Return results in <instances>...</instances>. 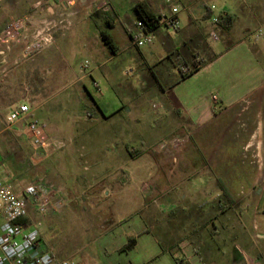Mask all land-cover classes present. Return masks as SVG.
Returning <instances> with one entry per match:
<instances>
[{"label": "crops", "instance_id": "crops-1", "mask_svg": "<svg viewBox=\"0 0 264 264\" xmlns=\"http://www.w3.org/2000/svg\"><path fill=\"white\" fill-rule=\"evenodd\" d=\"M101 1L108 4V10L97 9L98 0H76L67 10L66 20L70 25L64 24L62 27L57 24L59 9L50 0H0V32L14 20L26 22L19 38L10 42L9 48L0 45V89L16 97V106L21 103L30 105L33 117L44 121L45 129L48 124V129H61L58 125L64 121L73 126L77 123L83 125V129H72V135H67L66 138L73 141L68 149L51 151L42 160L40 169H43L48 180L63 187V195L68 203L61 213L35 216L43 223L39 241L32 252H49L54 256L66 253L73 257L75 264H177V256L182 264H244L243 254H250L252 247L257 252L254 257L256 262L264 264V207L254 222L220 223L224 214L232 210L247 213L248 208L241 203L237 207L230 203L222 186L233 198L239 195H235V190L230 187L235 189L233 185L236 183L241 186L242 182L252 180L247 170L246 154L242 151L254 145L256 151L260 150L259 140L264 139L260 137L264 136V38L257 41L250 38L255 29L264 27V0L236 1V12H231V15H235V22L239 20L238 10L242 16L246 15L240 37L219 51L209 45L211 55L216 57L171 89L158 86L163 99V106L158 105L162 109L160 123L157 125V122L149 120L148 129H131L133 124L137 126L141 121L146 122L144 116L131 120L132 107L142 108L143 111L139 113L144 114V95L122 100L118 108L115 103L112 107L104 103L100 85L106 83L113 88L119 78L117 69H107V65L131 48V59L140 68L149 66L151 69L153 56L161 55L165 59L183 42L174 41L169 31L159 29L154 40L159 43V47L152 46L147 55L141 50L144 46L138 48L132 44V35L138 22L134 8L136 4L143 3L157 16L164 10L163 5H159L157 0ZM38 2H42V8L37 5ZM174 2L182 8L180 26L173 31L174 34L183 30V13L187 15L184 28L195 27L200 30L199 23L195 22L199 16L195 12L202 15L204 7H215L210 0H203L202 3L200 0ZM216 16L205 21L209 20V25L214 27L213 18ZM129 19L131 31L126 28L125 32L131 43L120 50L112 31L115 21L121 23ZM83 21L91 24L89 29H80L83 58L77 67L67 56L68 32ZM248 30L251 32L245 36ZM36 31L42 37L52 36L53 42L39 52L27 54L26 49L32 43ZM102 32L110 36L113 52L103 41ZM86 59L91 61L92 66L82 75L80 67ZM166 75L167 80L175 77L172 72ZM87 79L98 93V96L90 98L91 105L81 107L73 101L71 94H67L59 100L58 108L56 103L52 107L48 106L58 87H67L66 90L81 86L87 92ZM134 99L143 100L142 104L131 107L129 102ZM105 108L111 110L106 113ZM120 122L125 129H111ZM52 125L57 126L53 128ZM92 125L94 127L90 129ZM198 129H207V133L195 140ZM248 129H254L250 136L247 134ZM19 137L30 145L23 136ZM134 139L140 141L141 148H131ZM75 140L80 145V159L70 160V152L77 151ZM93 141L98 146L93 147ZM163 141L167 143L166 146H159ZM210 141L212 148L199 156L195 152L197 144L207 145ZM224 142L223 154H218L216 147ZM235 150H238L239 160L233 159ZM54 155H58V158L52 165L59 174L51 173L48 164ZM239 162L242 169L237 167ZM198 165L211 167L209 182L214 189L217 188L212 198L218 197L219 203L212 205L215 215L209 224L215 235H222L223 246L221 250L213 244L205 245L206 251H209L205 258L196 247L192 234V237H180L176 241L170 234L169 225L155 226L158 230L155 232L140 214L151 213L148 209L150 206L145 205L144 200L154 195L152 192L143 194L135 191L138 183L157 187L161 202L169 198L165 201L166 205H160L159 213H170L174 205L179 203L177 198H192L188 191L183 195H172V192L195 178ZM66 172H69L72 181L69 188L60 181ZM0 176L5 181L20 180V177ZM190 191L194 192L195 186ZM216 220L220 225H217ZM193 224L197 226L198 222L193 221ZM177 226L173 224V228L178 231ZM208 241H213V238ZM131 242L133 248L125 250L127 245L131 246ZM161 246H164V251ZM173 247L177 251L174 256L170 253Z\"/></svg>", "mask_w": 264, "mask_h": 264}, {"label": "rangeland", "instance_id": "rangeland-1", "mask_svg": "<svg viewBox=\"0 0 264 264\" xmlns=\"http://www.w3.org/2000/svg\"><path fill=\"white\" fill-rule=\"evenodd\" d=\"M159 5H163V13L169 12V6L165 5L163 0H157ZM185 1H194V0H185ZM203 0H200V2ZM239 0H210L215 5V9L211 10V19L215 15L219 14H232L235 11L236 3ZM202 3V2H201ZM201 3L198 5L200 6ZM210 5V4H209ZM202 8V7H200ZM209 8V7H208ZM202 15H199L196 11V15L199 17L197 18V21L200 25V30H196L195 27L192 28H184L187 25V15L182 14L181 16V26L183 27V30H181L179 33L174 34L173 31H169V33L173 36L174 41L176 42H186L188 43L189 47L194 49L193 45L195 41H198V45L200 46L199 49L195 50L193 52L194 54V62L203 63V61L208 60L211 56V51L209 49V45L215 50L219 51L224 46H227L233 42H235L239 37L241 33V27L243 25V22L246 18V15L243 14L240 10H238L239 20H237L232 25L230 30H223L220 27L211 26L209 25L210 21L206 22L204 19V14L207 10V8L204 7L202 9ZM200 11V10H199ZM232 12V13H231ZM236 19V18H235ZM191 21V20H189ZM65 24V23H64ZM91 22L83 21L81 24L77 23L74 27L70 29L68 32V39H69V47H68V53L67 56L70 59V62L75 65L79 66V63L81 62L83 58V53L80 49V29H89ZM204 26V27H203ZM82 27V28H81ZM128 28L129 31H131V19L128 20V22L121 23L115 21V27L112 31V35L117 42V45L119 46L120 50H124L127 48V46L130 45L131 41L128 37L127 33L125 32V29ZM65 30V29H64ZM91 30V29H90ZM214 32L217 35L218 41H212V39L209 38L210 32ZM245 36L251 32V30L247 31ZM189 35V37H188ZM200 35V36H199ZM199 36V37H198ZM203 36V37H202ZM196 38H199L196 40ZM204 38V39H203ZM154 45H146L143 48H141L142 51H144L147 55L150 53V48L153 47H159V43L157 41L153 42ZM206 45V46H205ZM207 50V51H206ZM205 52V53H204ZM153 61L151 62V69H149V66H145V68L142 69L140 66H138L132 59H131V48L126 50V52H123L120 54L116 59H114L113 62L107 65V69H117V75L118 78V84H116L113 88H111L109 85L101 84L100 90L101 94L103 96V101L105 104H107L108 107H112L113 103L115 105L121 106L122 100L125 99H133V96H139L144 95L146 99L145 102L142 104L143 100H135L130 101L129 104L134 106L135 104H142L145 105V112L144 114L139 113L140 111H143L142 108L140 109H134L131 108V120L139 119L140 116L147 122L141 121L139 125L136 126V124H133L131 129H148V121H153V123L157 122V125H159L160 120L159 116L162 112V109H159L158 105L163 106V99L160 96L159 88L156 85L155 78L153 79V73H155L158 77H160L162 83L165 82L164 86H168L171 84V82L178 77V69L181 67V64L179 61L176 60L177 68H173L170 70H167L164 64V56L163 58L161 55H155L153 56ZM189 61V59H187ZM172 68V66H169ZM168 68V67H167ZM165 70V71H164ZM160 71L164 76H161ZM164 72V73H163ZM167 72H172L175 77H169L168 80L165 78L167 76ZM86 86L88 89V93L86 91H83L82 87H70L65 90L67 87H58V89H55V94L52 97V100L48 104L49 107H52L54 103H56V108H58L57 104L60 102L59 100L61 97L67 94H71L73 101L78 102V105L81 107H84V105L89 106L91 105L90 98L98 96L96 92V87H93L90 80H86ZM85 92V93H84ZM73 93V94H72ZM16 97L10 96L8 93L2 92L0 89V175L5 174V176L9 177H20V180L17 181V183H13L15 186L16 184L24 185L26 183L31 182L35 179H47V176L44 175L43 169H40L43 162L41 161L38 164H33L30 161V156L32 154L31 146L26 144L18 134L15 132H12L10 130H7L3 124L4 117L6 113L14 108L17 104V101H15ZM137 99V98H136ZM47 106V107H48ZM115 108V107H114ZM58 109H56L57 112ZM82 110V108H81ZM109 110L105 108V112L108 113ZM59 113V112H57ZM141 114V115H140ZM40 123L44 125V121H42L39 117H35ZM56 119V118H55ZM126 121V120H125ZM123 122V121H122ZM133 123V122H131ZM49 125V124H48ZM48 125L46 126V130L48 133L51 134H58L60 136H64L65 138L67 135H72L71 130L72 129H83V125H80V123H77L75 126L70 125L69 122L64 121L60 122L58 127L61 129H48ZM57 125H52L53 128H55ZM136 126V127H135ZM94 125L90 127L92 129ZM158 128V127H157ZM94 129V128H93ZM111 129H125L123 127V124L120 122L119 124H115L114 127ZM158 129H164L163 127H160ZM254 129H248V136L251 135L252 131ZM207 133V129H198V132L195 134V140L201 139L205 134ZM264 137V136H260ZM74 138V137H73ZM260 150H255V145L252 148H249L246 151H242L243 154H246V161L248 162L247 170L249 172V176L252 177V180H249L247 183L241 184L239 186V183H236V185H233L235 189L230 187L232 190H235L236 196L234 199L237 203H241L243 206H246L247 213L241 214V212H237L232 210L231 212H227L224 214L223 219L220 221L223 222H243V223H251L254 222L255 217L259 215L260 211L262 210V207H264V139H260ZM224 143H220L217 147V153H221L224 150ZM79 143L77 140H75V147L77 148V151L72 150L70 152L69 158L70 160H74V158L79 160V155L81 153V149L79 148ZM93 147H96V141H93L92 143ZM213 144L211 141L207 145H201L200 142L197 144V149L195 152H197L200 155H204L208 148H212ZM131 148L139 149L141 148V143L139 140L134 139L131 141ZM68 149V147L63 148L61 151H65ZM211 150V149H210ZM234 158L235 160H239L238 150L234 151ZM50 154V153H49ZM48 154V155H49ZM258 154V155H257ZM244 156V155H243ZM58 158V155H54L49 159L48 164L50 165V171L51 173L59 174L57 169H54L52 163L54 160ZM239 169H242L240 166V162L237 166ZM241 167V168H240ZM198 173L196 174L195 178L191 179L190 181H186L185 183L181 184L175 192H172V195H178V194H185L190 192L192 194V198H177V203L174 205L173 209L170 213L163 214L159 213L158 208L163 203L166 205V199H169L166 197L161 200L159 199V190L157 187L153 186L152 184L149 185L148 183H138L137 188L135 191H140V193H150L152 192L154 196H151L149 200H144L145 205H149L148 209L151 211V213H140L142 217H145L148 221L149 226L155 230L156 227H163L166 225H169L171 227V235L174 238V240H179L180 237L189 238L192 237L193 241L196 243V247L199 248L200 254L203 256V258L207 257V253L209 254V251H206L205 245L210 246L209 244L215 245V248L222 250L221 245V237L222 235H215V232H213L212 227L210 226L209 222L212 221V218L214 217V210L212 211V205L216 203L217 205L219 203V198L214 196L215 193H217V188L214 189L212 187L211 181V174L210 170L211 167L204 166V165H198L197 166ZM22 175V176H19ZM61 184L68 188L72 185V181L69 179V172H66V176L60 177ZM151 186L153 188H151ZM195 186V191L191 192L190 188ZM155 190V191H154ZM154 191V192H153ZM173 191V190H172ZM172 203H174L173 199L171 200ZM193 221H197L198 225L195 226L193 224ZM219 222V221H218ZM216 220L217 225H220ZM173 224H177L179 230H175L173 228ZM209 224V225H208ZM201 229L200 231H197L196 229ZM196 233V235H193V233ZM252 232H255V229L252 230ZM197 233L199 235L197 236ZM192 234V236H191ZM196 237V238H195ZM213 241H208L209 239H212ZM200 245L198 246V244ZM210 248V247H209ZM212 249V248H211ZM252 250V247H251ZM250 250V254L247 253V259L252 262L253 264L256 263L255 256H257L256 250ZM246 255V254H245ZM59 259L65 258V257H71V255H66V253H63L59 256H55ZM244 264L246 262L244 261Z\"/></svg>", "mask_w": 264, "mask_h": 264}, {"label": "built area", "instance_id": "built-area-1", "mask_svg": "<svg viewBox=\"0 0 264 264\" xmlns=\"http://www.w3.org/2000/svg\"><path fill=\"white\" fill-rule=\"evenodd\" d=\"M59 9L57 24L70 25L66 20L67 10L76 0H50ZM169 6V12L157 15L156 28L148 29L141 22L136 23V31L132 35V44L135 47L150 45L156 38L159 29L176 31L179 29V16L182 8L174 0H163ZM37 5L42 8V2ZM97 9L108 10V4L98 0ZM211 6V10L214 9ZM25 21L18 19L12 21L0 32V45H6L19 38L20 31L25 28ZM216 25V17L213 18ZM212 41H218L217 35L212 31L209 34ZM250 38L254 41L264 38V27L255 29ZM52 36H41L36 31L32 43L27 47L26 53L39 52L48 44H52ZM91 61L84 60L80 73L84 75L91 68ZM7 130L23 136L31 145L32 154L30 161L38 164L44 160L51 151H56L70 146L73 141L58 134H49L45 126L33 117V109L26 103H21L8 112L3 120ZM166 142L159 143L165 147ZM175 144V142H173ZM17 181H5L0 176V264H75L73 257L57 258L49 252L34 254L42 227V220L38 216L58 214L67 205L64 189L48 179H35L24 185L16 184ZM35 216H37L35 218ZM246 264H253L243 254ZM255 264H260L256 262Z\"/></svg>", "mask_w": 264, "mask_h": 264}, {"label": "trees", "instance_id": "trees-1", "mask_svg": "<svg viewBox=\"0 0 264 264\" xmlns=\"http://www.w3.org/2000/svg\"><path fill=\"white\" fill-rule=\"evenodd\" d=\"M135 12H136V16H137V20L138 22H141L146 28L148 29H154L156 28V23H157V16L153 13H151L145 4L143 3H138L135 5ZM211 9L207 8L205 14H204V19H209L211 17ZM235 20V15H230V14H219L216 16V25L218 27H220L223 30H230V28L232 27L233 23ZM200 36V35H199ZM198 36V37H199ZM101 37L103 39V41L105 42V44L109 47L110 51H114V46L111 42L110 36L107 33H101ZM203 37V36H202ZM199 38H196V40ZM204 39V38H203ZM206 46V45H205ZM194 49L190 48L188 43H182L181 46L179 48L174 49L173 51H171L166 58L164 59V64L167 70L173 69V68H177V61H179V63L181 64V67L178 69V78L174 79L170 85L168 86H164V82L162 83L160 77H158L155 73H153V79L155 78L156 80V84L157 86H159L161 89L165 88V89H171L176 83L180 82L181 80L187 78L188 76L192 75L193 73H195L197 70H199L202 66H204L206 63H208L209 61L213 60L216 55H211L210 58L208 60L203 61V63H198V62H194V54L193 52L197 49H199V45H198V41L194 42L193 45ZM207 51V50H206ZM205 53V52H204ZM187 59H189V61H187ZM169 66H172V68H170ZM168 67V68H167ZM165 71V70H164ZM164 73V72H163ZM169 73V72H168ZM161 76H164L162 74V72L160 71ZM222 186V184H221ZM225 194L229 197V201L233 206H239V203H237L231 195L228 192V190L222 186ZM133 243L131 242V246L125 247V250H129L133 248ZM161 248L163 249V251L165 250L164 246H161ZM176 247H173V249L170 250V253L174 256L177 251H175ZM175 261L177 262V264H182V261L178 258V256L175 258Z\"/></svg>", "mask_w": 264, "mask_h": 264}]
</instances>
